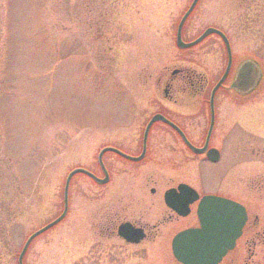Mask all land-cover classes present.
<instances>
[{"label":"rangeland","instance_id":"374dc122","mask_svg":"<svg viewBox=\"0 0 264 264\" xmlns=\"http://www.w3.org/2000/svg\"><path fill=\"white\" fill-rule=\"evenodd\" d=\"M190 2L0 0V264H17L30 232L60 214L70 170L84 167L99 175L94 162L102 146L119 143L123 133L143 130L156 111L172 108L164 98V82L173 77L180 84L174 71L186 67L213 79L223 69L225 54L218 53L217 39L209 37L187 49L175 44L178 20ZM246 3L198 0L184 22L182 39L191 41L216 26L227 34L237 59L242 51L254 52L256 45L254 53L264 68V5L258 8L252 38L241 33L244 27L238 22L248 13ZM185 94L190 99L178 97L192 105L184 109L198 146L208 125L207 96ZM227 103L221 96L215 103L216 135L210 140L213 145L220 140L217 163L203 160V155H195L194 165L187 168L157 161L160 154L170 156L160 142L171 139L156 138L155 132L166 129L156 124L149 157L138 168L116 165L109 184L98 185L79 173L71 178L65 217L33 239L23 264H176L161 247L143 260L133 255L96 259L90 249L100 241L95 226L113 196H122L129 186L140 189V180L150 176L172 179L170 185L187 180L202 194H240L232 185L238 168L252 164L249 132L264 134V84L253 101ZM226 108L232 109L234 120L228 118V135L218 138ZM166 112L172 116V110ZM256 205L263 221L264 203ZM172 232L158 242L168 243ZM256 239L250 251L245 239H238L223 263L264 264V235ZM113 246L116 255L127 253L121 244Z\"/></svg>","mask_w":264,"mask_h":264},{"label":"flooded vegetation","instance_id":"af4514ba","mask_svg":"<svg viewBox=\"0 0 264 264\" xmlns=\"http://www.w3.org/2000/svg\"><path fill=\"white\" fill-rule=\"evenodd\" d=\"M243 1V0H242ZM246 3V9L248 13L242 15L241 20H239L240 27H244L243 31L241 33L249 32L251 37L255 36L256 30H254L255 26L258 25V19L255 18L258 8H260L262 5H264L261 2H258V0H245ZM253 11V13H252ZM216 29H219L218 27L214 26ZM183 30V29H182ZM221 30V29H219ZM223 31V29L221 30ZM224 33V31H223ZM225 34V33H224ZM226 35V38L229 43L230 47V53H231V65L228 68V73L225 77V79L222 81V83L218 86L217 89H215V92L213 94L212 99V110L214 115L213 120V126L206 149L214 148L218 152V159L216 161L208 160L205 151L200 154L194 153L186 143L184 139L187 140L189 144H192L194 146L195 143L193 142L192 138L195 136L194 131H191V126L189 123V118L187 116V111H185L184 108H191L192 105L189 102H184V99H180L178 96L183 95L190 97L186 95L185 93H190L191 95H206L207 99L205 103L207 104V111H208V125L207 129L210 126V120L211 119V110H210V96L211 92L214 87V85L218 82V80L221 78V76L224 73V70L227 66V48L224 44L223 40L220 39L221 37L217 35L216 33H212L210 35H207L204 39H207L209 37H212V40H218L217 49L218 53L221 55V51L223 54H225V65L223 66V69L217 71L214 73V78L211 77H205L204 76H197L194 70H190L189 68H180L174 71L175 73L180 76V84L175 83L173 80V77L167 78L165 83V89H164V98L167 100L166 102H169L171 104L170 106L172 108L167 109L168 111L172 110L170 112L172 116L166 112L164 109H161L160 111H156V113L161 114L163 117L169 120V122H172L178 129H174L171 125H169L167 122H163L161 120H157L154 122H151V125L149 126V129L147 133H145V127L146 123L149 121L151 116L146 119L145 124L143 126V130L141 131H135V132H126L123 133V137H121L119 143L111 142L105 146L114 148L118 151H120L123 154H126L131 157L139 156L140 153H142V157L138 160L129 159L124 157L123 155H120L119 153L108 150L105 151L101 155V163L104 167L106 173H107V180L104 183L101 184H109L113 180V172L111 171V168H114L116 165L120 166H127L129 168L136 169L140 165L138 163H141L143 160H146V158L149 157V151H150V143L152 136V128L157 124L160 126H163L167 129L162 131L155 132L154 135L158 139H164L169 138L171 141H163L160 142V145L165 146L167 148L168 153L170 156L166 159L161 154L157 161L163 162L168 161L170 166H174L173 168H187L189 166L194 165V157L195 155H203V160L210 162V163H217L219 159L221 158V148L219 147L220 140L218 138H225L226 135H228V132L225 131L224 124L229 119L234 120L233 111L232 109L226 108L224 114L221 117V124H222V131H220L218 136V143L216 145H213L211 143L212 138L215 137V124H216V110H215V103L218 96L223 97V100L227 101L228 106L233 104H243L245 102L253 101L254 99L258 98V93L260 92V88L264 84V68H262L261 64L257 61L256 54L254 53L257 49V47L254 46L252 48V51H242V56L237 59V56H234V53L232 51L230 40ZM182 36V32H181ZM222 46V47H221ZM208 52L211 51L210 44L208 45ZM216 51V50H215ZM245 56V57H244ZM249 59V60H256L258 70H260V74L256 81V84L254 87H251L250 90L245 91L242 90V86L237 87V89H232L230 87V83L235 78L236 74V67L238 64H240L243 60ZM247 70L245 72V79L248 77ZM253 74L251 73V76ZM209 76V74H208ZM247 80V78H246ZM188 91V92H187ZM177 96V97H175ZM245 97V98H244ZM192 102V101H191ZM232 103V104H231ZM252 122V121H250ZM205 130V134L203 135L202 132H200V137L202 140L201 145H198L197 147H202L205 143V139L207 137L208 130ZM253 129V128H251ZM249 134H251V138L253 139L252 142L249 144V150L252 154V164L246 165L243 169L238 168V171L235 174L236 183L232 185V187L235 190H238L240 194H224V195H217L229 200H232L241 206H243V209L246 213V220L242 226L241 234L240 236L235 239V245L233 249H236L238 247V239H245L244 245L247 246V250H251V246L255 247L257 243V239L261 235H264V220H260L259 212H258V203H264V134L262 136L259 134V132H255V130L250 131ZM203 135V136H202ZM102 146L98 152L97 155H99L100 150L105 147ZM163 150L165 149L162 147ZM247 148V149H248ZM110 154V156H107L105 158V154ZM100 161L98 159V156H96L94 166L100 170L99 175L97 173H94L99 178H104V172L102 167L100 166ZM126 169V168H125ZM159 177V176H156ZM234 179V180H235ZM92 180V179H91ZM93 182L97 183L95 180H92ZM142 181L144 183H142ZM233 181V180H232ZM142 183V187L140 189L135 188L133 186H129L128 189L123 190L122 196H113V199L110 201V205L106 207V214H101L98 217L97 221V237H99L100 241L96 244H92L90 246V249L93 251L94 257L97 259V256L102 255L106 258V260H116L120 257L127 256V255H133L135 257H138L140 260L146 259V257H152V253L154 249L161 247L162 250H166L168 253H171V256L173 260H175L174 263L180 264L176 261V259L173 257L171 252V240L172 237L176 234V232H179L184 229L193 228L198 226V220L196 216V209L198 202L201 197L209 194H202L199 190H197L189 181L181 179L180 181H177L174 185H170L173 183L172 179H167L163 181L162 177L153 179L152 176H150L146 181L140 180ZM152 182V183H151ZM154 182V183H153ZM159 183L157 186L155 184ZM249 182V183H248ZM98 184V183H97ZM152 184L150 187L146 189V185ZM166 184L168 186H166ZM183 184L190 189H194L197 193V199L193 201H189L188 195H183L182 198L177 202V200H173V197L170 198L171 204H174L178 209L172 208L166 201L165 193L166 191L175 188L176 193L179 192L177 187ZM99 185V184H98ZM164 186H166L163 191L160 193L161 189ZM162 187V188H161ZM139 190H141L139 192ZM148 192V194L146 193ZM118 190H113L112 193H117ZM157 192V193H156ZM169 200V201H170ZM127 224L129 225V233H131L132 238H134L136 235V232H138L142 237L138 239L137 241H128L124 237L120 236L118 233V227L121 224ZM173 231V232H172ZM169 232H172V236L168 243L164 242H158L161 240V236L168 234ZM118 244H121L120 249L127 248V253L124 252L120 255H116L115 248L113 245H115V242ZM233 249L230 251L232 252ZM104 251V252H103ZM166 252V253H167ZM228 252L226 256L230 253ZM164 255L168 257V253ZM253 253V252H252ZM225 256V257H226ZM225 257L222 258L220 263L222 264L225 260ZM93 260H95L93 258ZM224 264V263H223ZM246 264V263H245Z\"/></svg>","mask_w":264,"mask_h":264},{"label":"water","instance_id":"95a60500","mask_svg":"<svg viewBox=\"0 0 264 264\" xmlns=\"http://www.w3.org/2000/svg\"><path fill=\"white\" fill-rule=\"evenodd\" d=\"M198 0H191L189 6L185 10V12L182 14L181 18L178 20L177 28H176V35H175V43L179 48H187L191 47L197 43H199L203 38L211 33H216L219 35L223 40L224 44L227 48V66L224 70L223 75L218 80V82L214 85L211 96H210V110H211V119L210 120V126L207 129V137L205 139V143L202 147H196L192 144H189L186 139V143L188 144L189 148L196 154L203 153L204 150H206L209 135L213 126V108H212V99L213 94L215 92V89L218 88V86L222 83V81L225 79L228 68L231 65V53H230V47L228 40L223 33L218 29H215L213 27H207L204 29V31L195 39L189 42L182 41L181 38V31L182 26L188 15L191 13L192 9L195 7ZM256 60H249L245 59L243 60L238 66L236 67V76L230 83V87L232 89H237V87L242 86V90L248 91L251 89V87H254L256 84V81L258 79L257 76L260 74V70H258V67ZM249 70L247 80L245 77V72ZM251 73L253 74L251 76ZM161 120L163 122H167L169 125H171L176 131L179 129L172 123L169 122L168 119L163 117L161 114H154L150 120L146 123L145 127V133H147L149 126L151 125V122ZM108 150H113L120 155H123L126 158L138 160L142 157V153H140L139 156L131 157L126 154L121 153L120 151L111 148V147H104L100 150L98 159L100 161V166L103 169L104 172V178H99L95 176L93 173L88 171L85 168L82 167H75L72 170H70L65 177L64 186L63 188V207L60 214L53 218L50 222L46 223L45 225L41 226L40 228L33 231L25 240L23 243V246L17 256V264H23L22 259L23 256L28 248V245L32 241L31 239L35 238L36 236L40 235L41 233L45 232L52 226L56 225L58 222H60L66 215L67 209H68V188H69V182L73 175L77 173H82L90 177L91 179L95 180L98 184L104 183L107 180V173L102 166L101 163V155ZM205 154L208 158V160L216 161L218 159V152L214 148H210L205 151ZM178 191L176 193V189L172 188L165 193V198L167 203L174 209H178L174 204H171L170 198L173 197V200H177V202L182 198L183 195L189 196V201H193L197 199V193L195 190L190 189L189 187L180 184L177 187ZM170 200V201H169ZM196 216H197V222L198 226L193 228H188L181 230L179 232H176V234L172 237L171 240V252L173 257L177 260L180 264H218L224 256L234 248L235 245V239H237L242 230V226L246 220V213L243 209V206L240 204L223 198L220 196L215 195H205L200 198L197 209H196ZM129 225L121 224L118 227V233L120 236L124 237L128 241H137L142 237L138 232H136V236L132 238L131 233H129Z\"/></svg>","mask_w":264,"mask_h":264}]
</instances>
